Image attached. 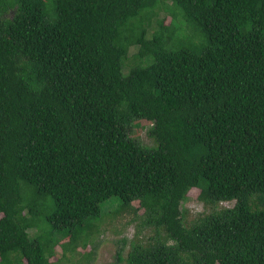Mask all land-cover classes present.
Returning <instances> with one entry per match:
<instances>
[{"label":"trees","instance_id":"1","mask_svg":"<svg viewBox=\"0 0 264 264\" xmlns=\"http://www.w3.org/2000/svg\"><path fill=\"white\" fill-rule=\"evenodd\" d=\"M111 198L154 232L128 264H264V0H0V264L87 245Z\"/></svg>","mask_w":264,"mask_h":264},{"label":"rangeland","instance_id":"2","mask_svg":"<svg viewBox=\"0 0 264 264\" xmlns=\"http://www.w3.org/2000/svg\"><path fill=\"white\" fill-rule=\"evenodd\" d=\"M13 9L5 13V16H11ZM170 14V13H169ZM161 18L166 19V24L172 20L170 15L164 11L160 14ZM154 28L151 27L149 37L154 33ZM136 48L131 49V55L136 52ZM152 123L148 120L137 121L134 125L132 136L140 139L144 144L155 146L156 142L150 135L149 130ZM200 189L193 188L188 194L186 201L183 203L184 208L187 210V221L191 222L199 215L208 213L211 208L207 207L200 199ZM120 200L111 198L101 204L102 219L96 221V227L92 231L91 237L88 239V244L84 245V240L78 242L75 249H67L65 251V243L71 242V237L62 239L55 247V256L51 258L53 264H128L126 257L131 249L130 241L135 239L137 242L146 241L150 236L154 235L151 228L144 225V212L145 210L140 206L139 201L133 203V208H127L118 211ZM235 201L222 202L221 206L233 207ZM35 227L30 229V234L35 235L45 232L42 229L41 216L37 218ZM92 221H95L93 219ZM49 227V225H47ZM50 228V227H49ZM86 234V233H85ZM84 234V235H85ZM85 237V236H83ZM127 239V244L124 240ZM125 245V247H124ZM124 247V261H118V252ZM65 252V253H64Z\"/></svg>","mask_w":264,"mask_h":264}]
</instances>
